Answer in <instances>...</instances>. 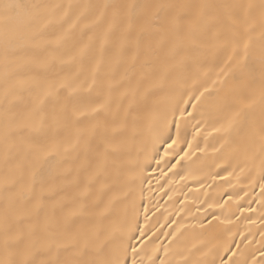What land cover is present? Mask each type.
Segmentation results:
<instances>
[{
	"label": "snow or ice",
	"instance_id": "6c2138e0",
	"mask_svg": "<svg viewBox=\"0 0 264 264\" xmlns=\"http://www.w3.org/2000/svg\"><path fill=\"white\" fill-rule=\"evenodd\" d=\"M0 264H264V0H0Z\"/></svg>",
	"mask_w": 264,
	"mask_h": 264
},
{
	"label": "bare ground",
	"instance_id": "6f19581e",
	"mask_svg": "<svg viewBox=\"0 0 264 264\" xmlns=\"http://www.w3.org/2000/svg\"><path fill=\"white\" fill-rule=\"evenodd\" d=\"M153 168H155V164H153L152 166ZM225 165L221 164L219 167H211L210 170L212 172H219L220 174L226 175L227 173L224 171ZM229 171H231V169H228ZM169 175H171V173H169ZM159 176V171L157 170L155 173V177ZM153 178L152 180V192L149 194L146 192V199L143 201L144 204H146L149 209L150 212L151 211H156V206L157 203L160 206V210L156 212V216L152 218V221L154 222L156 220L157 217H160L161 222H163V213H164V209L168 208V211L170 213H173V215H171L169 218L170 219H174L175 218V214L173 209L176 207H179V204H174V201H183L184 199V194H186L190 200H189V205L195 209L196 205L195 204H191V198H196L197 201H203L206 198L209 200V202H212L213 200L216 201H220L221 203H223V200L227 199V195L228 194H232L234 197L237 198V202L234 203L233 201H229L227 204H224L223 207H217L215 209H209L208 212H212L215 211L217 213H221L223 212L226 216L227 215H232L234 214L236 217H240V219L235 220V225H238L239 228L241 230H243L246 225L242 222L244 220V217H247L249 215L256 217L257 213L252 212H244L243 215H241V213L239 211H237V208L240 206H243L244 208H247L249 206L248 202L252 200L253 195L258 196L259 194V187H256L254 192L248 188L247 183H240V181L244 180V177L241 176L240 180H236L232 177H229V180L231 181V185L224 188L221 187L222 185L227 184V181H222L217 179L215 182H213L210 178L206 180L205 186L204 187H200L199 183L195 180H189L187 183L189 184L190 187L193 188V191L189 192L187 188L184 189L183 194L180 192H177L176 195L173 196V200L169 201L168 200V196L171 195V192H168L167 189V185L165 184V181L167 180V177H164L163 179H161L160 184L164 185V188H161L160 185H158L156 183V178ZM184 182H180L176 185H174L173 187L179 189L182 187ZM210 185V186H209ZM147 187V185L145 186ZM245 192H248V195H245ZM151 195L152 197V201L151 203H149L147 196ZM167 202V203H165ZM251 207L252 208H258L259 205L256 204L254 201L251 203ZM203 208V206H202ZM198 215V213H197ZM205 216L208 215L207 212L204 213ZM144 219V215H143V211L141 210L140 213V220L141 223L143 222ZM213 223H216L215 221H213ZM223 227H233V225H222L221 228ZM256 226H253V228H255ZM164 229H162L163 231ZM224 239H227L226 237H224ZM257 239H259V236H257ZM236 240L239 241V237H236Z\"/></svg>",
	"mask_w": 264,
	"mask_h": 264
}]
</instances>
